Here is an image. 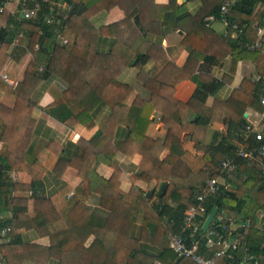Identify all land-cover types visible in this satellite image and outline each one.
Masks as SVG:
<instances>
[{
	"label": "trees",
	"instance_id": "1",
	"mask_svg": "<svg viewBox=\"0 0 264 264\" xmlns=\"http://www.w3.org/2000/svg\"><path fill=\"white\" fill-rule=\"evenodd\" d=\"M53 1L52 4L44 3L35 19H23L20 11L16 14V17H21L34 27L29 35L33 39L37 37L35 41L40 44L39 50L44 53V60L32 61L28 70L33 66H42L40 75L47 79L52 71L58 69L60 59L62 60L60 76L68 85L64 91L54 88L52 92L55 100L46 108V112L68 126L78 123L93 124L96 114L104 105L110 106L111 114L104 120L94 139L71 144L69 149L73 147L74 151L63 148L60 161L76 167L82 176V183L70 197L67 196L68 187L63 188L54 198L44 196V171L34 151L22 152V160L16 162L18 169L27 174L25 183L16 184L9 175L13 163L8 152L15 139H0L3 142V149L0 150V197L3 203L0 204V209L13 211L10 219L0 217V236L5 227L11 228L6 237L14 238V243L21 242L22 231L30 227L44 235L54 233L60 244H68L67 252H64L68 264H75L78 254L75 245L85 244L90 234H93L94 241L90 247L93 251L90 249L81 253V263L96 257L98 264H121L122 260H130L136 256L134 249L129 252V248L125 246L128 243L125 231L130 225L141 223L148 232L159 237L160 233L168 232V225L164 226L167 218L172 232H180L186 210L195 204L196 195L206 181L219 177L221 162L231 157L241 146L249 148L256 144L252 138H245L248 123L245 113L249 106L262 109L260 100L264 94V56H260L264 51V44L260 48L251 47L258 39V28H264V0H234L226 16L228 30L234 34L226 39L233 69L239 60L256 61L260 58L256 63L260 78L257 81L244 79L227 101L215 100L211 106L207 105L208 98L226 84L227 78L219 79L206 71L196 73V69L200 63H217V56L215 53H204L194 48L186 64L177 67L170 59L168 50L162 45L147 41L143 37L144 27L149 24L148 20L145 22L149 14L145 12V6L153 0H145V5L134 0ZM224 2L223 0L215 5L212 11L218 19L221 18L219 11ZM58 4L64 7L58 8ZM115 7H120L130 18L135 16L141 27L129 26L113 33L109 26L100 21ZM0 16L7 19L14 17L8 11L0 13ZM48 16L54 19L53 24L46 23ZM233 24H238L239 29L234 30ZM108 37L113 42L111 49L105 52L99 46ZM62 40L67 42L62 43ZM11 42L12 38L0 36V62L2 58L3 64L6 61L4 52L8 51ZM151 62L153 67L146 72L145 80L121 79L126 70L136 68L134 75L137 76L138 71L144 70V66ZM183 80H192L197 84L195 92L187 102L175 97L176 86ZM0 86L5 91V97L0 102V129L8 126L5 119L10 118L21 121L19 126H14L17 129L30 128L32 106L28 94L32 89L19 85V89L12 90L1 77ZM135 89L138 95L133 104L128 106L126 100ZM154 114L159 115V120L167 128L163 138H153L148 134L154 122ZM219 120L225 122L227 135L216 144H210L203 149L202 156L193 155L175 144L176 138L184 133H194L197 127H201L202 139L208 126ZM122 135L124 138H121ZM113 136L116 138L114 147L110 150L103 149ZM97 139H100V145L92 148ZM200 143L203 144L202 141ZM165 148L171 153L165 161H160V153ZM117 151L143 155L141 171L134 175L135 179L150 181L158 177L165 182L159 202L151 205L141 190L123 193L117 187L122 199L132 204V214L128 221L118 219L112 214L108 217L96 216L89 213L86 207V201L92 193L102 192L113 181L99 176L93 164L103 161L114 166ZM240 162L234 174L227 177V185L222 187V191L209 198L207 212L201 220L203 222L216 206L219 207L218 216L223 215L227 221L232 219L240 225L251 220L250 226H240L236 232L242 235L243 244L250 246L260 257L261 264H264V230L260 226V216L264 215V171L242 160ZM238 173L242 174V181L235 177ZM15 188L31 191L32 202L27 197L12 195ZM29 202L33 203L35 210L29 207ZM30 209L33 210L29 211ZM40 216L44 217L41 219ZM48 216H54L55 222L49 224L51 220ZM60 225L65 233L58 237ZM47 227H50V232ZM190 233L191 229L185 235ZM197 233L198 236L202 235L201 231ZM154 238L152 236L151 239ZM151 239L148 237V240ZM3 246L1 243V253ZM202 247L204 248V244ZM212 252L209 249L207 254ZM139 253L138 250V256ZM162 256H171V260H175L177 264L185 261L168 247L164 249ZM237 263L236 259L218 261V264ZM6 264L13 262L8 259Z\"/></svg>",
	"mask_w": 264,
	"mask_h": 264
},
{
	"label": "crops",
	"instance_id": "2",
	"mask_svg": "<svg viewBox=\"0 0 264 264\" xmlns=\"http://www.w3.org/2000/svg\"><path fill=\"white\" fill-rule=\"evenodd\" d=\"M222 1L223 0H153L151 3L147 2L145 6V12H149L145 22L148 20L149 24L147 27H144L143 37L147 41L162 45L164 49L168 50L170 59L177 67H183L186 64L194 48L204 53H215L217 57H221H216L215 60L217 63L213 65H201L200 63L196 69V73L206 71V73L208 72L219 79L227 78L226 84L214 96L212 95L208 98V106L213 105L215 100L218 102L227 101L233 91L240 87L244 79L257 81L260 76L256 68V63L264 56L263 51L260 58L256 61L248 59L239 60L233 69V60L232 56L228 54V42L226 39L232 37L234 34L228 30L227 24L222 20H207L209 16L213 15L212 11L215 5ZM134 2L145 5V0H134ZM18 3V0H12L7 10L8 13L15 18L7 19V17L4 18L0 16V36L7 39L12 38V42L10 46H8V51L4 52L6 58L4 64L1 63V58L0 77L12 90L19 89V85H25V87L32 89V92L30 91L28 94L32 110L30 128L24 130L17 129V127L14 126H19L21 121L17 118H10L5 119L8 126L0 129V139L2 137L15 139L8 151L11 163H13L9 175L16 184L21 182L25 183L27 174H23V172L18 169L16 162L22 160L21 154L24 152L34 151L44 171V196L54 198L63 188L68 187L69 192L67 196L70 197L82 183V176L76 167L65 165L60 161V158L63 156V148L69 149L71 144H79L81 141H90L94 139L96 134L100 132L104 120L111 114V108L108 105H104L96 114L93 124L84 125L78 123L75 126H68L56 120L46 112V108L55 100V96L52 92L54 88L59 91H64L68 85L60 76L62 60L60 59L61 63L59 62L60 65L58 64V71H52L47 79L40 75L42 66L39 68H37V66L34 68L33 66L31 70H28V66L32 61L37 59L44 60V53L39 50L40 44L35 41L37 37L33 39L29 35L34 31V27L29 25L25 20H22L21 17H16ZM57 7H64V5L58 4ZM136 21L138 22L135 16L130 18L120 7H115L107 12L100 22L109 26L111 31L115 33L129 26L138 25L137 27L140 28V23ZM112 42L113 40L111 37H108V39L99 46L100 50L105 52L109 51L112 47ZM55 45L56 41L54 40V46ZM152 67L153 62L146 64L144 66L145 69L138 71L137 76L134 75L137 69L134 67L130 68L122 74L121 79L123 81L134 80V78L145 80L147 76L146 72ZM33 69H35L34 72ZM36 69H38V72ZM196 88L197 84L194 81L183 80L176 86L175 97L180 101L187 102L192 97ZM21 91L23 93V89H21ZM137 95L138 91L135 89L127 98L126 104L131 106ZM263 96L264 94L262 97ZM3 97H5V91L3 87L0 86V102L3 100ZM262 109L257 110L249 106L245 113V115L247 114L245 118L248 121L255 117L256 113L261 112ZM152 120L154 122L149 128L148 134L153 138H163L166 135L167 128L159 120L158 114H154ZM201 133V127H197L194 133H184L183 136L176 138L175 144L193 155L202 156L204 154L203 149L210 144H216L227 135V127L225 122L219 120L208 126L202 135V139L200 138ZM123 135L121 138H124ZM115 139L114 136L112 139L109 138L103 149L110 150L111 147L113 148ZM200 141H202L203 144H201ZM99 142L100 139H97L92 148L97 147V145L99 146ZM257 145L256 143L251 147H257ZM1 149H3V142L0 140V150ZM69 151H74L73 147L69 149ZM170 153L171 151L165 148L160 153L159 160L165 161ZM142 159L143 155L141 153L125 154L117 151L114 158V166L103 161L94 163L93 167L96 169L99 176L106 180L112 179L113 181L112 184H110L111 186L104 187L102 192H94L90 195L86 201L88 212L102 217H108L112 214L118 219L128 221L132 214V204L122 199L117 187L123 193L142 191L145 199L150 202L149 205L157 204L159 202V196L161 195L159 194L160 187L164 185L165 182L158 177L150 181L141 178L135 179L134 175H138L141 171L140 165ZM235 177L242 181L243 176L241 173H238ZM150 190H155V192L150 197H147V193ZM12 195L27 197L29 201L32 202L30 200L31 191L15 188L12 191ZM2 201L3 199L0 197V204L3 203ZM30 202L29 207L33 208V203L31 204ZM0 217L10 219L13 217V211L11 209H0ZM43 217L44 216H40L41 219ZM53 217L54 216H48V219L51 220L49 224L55 222ZM165 225H168L166 226L168 232L160 233L159 237L148 232V229L142 227L141 223L130 225L128 230L125 231V238L128 240L125 246L129 248V252L134 249L136 251V256L134 255L135 257L130 260H122L121 264H177L175 260H171V256H162L166 247L171 249L170 234L172 233V229L167 218L164 220V226ZM231 227L236 228V225H231ZM47 228H49L48 232H50V227ZM206 232L203 231V233ZM64 233V228H61L60 225L57 233L58 237ZM152 236L155 238L151 239ZM148 237L151 241L148 240ZM93 241L94 235L90 234L85 244L79 243L75 245V251L78 253L76 254L75 264H80L82 262L81 253L87 252L90 249L93 251V249L90 248L93 245ZM14 242V238L5 239L2 242L4 244L2 255L4 254L3 256L7 257V259L4 257L6 263H8L9 259L13 264H68L66 254L64 253L68 244H65V242L62 243L63 245L60 244L59 238H57L54 233L51 235H44L34 227H30L22 231L21 242ZM138 250L140 251L139 256ZM208 250L209 249H204V254L209 258L212 256L211 254L213 252L208 255ZM225 260L227 261L229 259ZM84 264H98V259L95 257L94 259H90V261H86ZM180 264L193 263L185 260Z\"/></svg>",
	"mask_w": 264,
	"mask_h": 264
},
{
	"label": "built area",
	"instance_id": "3",
	"mask_svg": "<svg viewBox=\"0 0 264 264\" xmlns=\"http://www.w3.org/2000/svg\"><path fill=\"white\" fill-rule=\"evenodd\" d=\"M12 0H0V13L8 10ZM18 11L21 12L23 19L31 20L38 17L43 8V4H52L53 0H18ZM234 0H227L220 8L222 20L227 24L226 16L229 13ZM20 7V10H19ZM218 19L214 14L207 20ZM47 24H53L54 19L51 16L46 17ZM233 29H239L238 24H233ZM236 36V34H235ZM62 40V43H66ZM264 44V28H258V39L251 47L260 48ZM6 78V77H5ZM7 80V78H6ZM263 107L261 112L249 119L246 125V140L252 138L258 145L257 147L244 148L241 146L234 151L231 157H227L221 162L219 167V177L209 178L196 195V202L186 210L183 224L180 232L170 234V248L182 259L190 261L193 264H218L219 260L236 259L237 264H261L259 257L252 251L251 247L243 244L242 235L236 230L242 227L250 226L251 220L244 221L240 225L231 219L227 221L223 215L217 216L206 233H203L202 222L204 214L207 212V201L212 196L218 195L222 187L227 185V177L234 174L240 160L246 162L254 168L264 170V96L260 100ZM260 226L264 230V215L260 216ZM202 222L201 226L200 223ZM228 224H227V223ZM236 225L232 228L231 225ZM191 229V233L186 236L185 233ZM11 231L10 227H5L0 236V244L7 239L6 235ZM201 231V236H198ZM204 244V248L202 247ZM204 249H213L211 257H206ZM0 264H6V260L0 250Z\"/></svg>",
	"mask_w": 264,
	"mask_h": 264
},
{
	"label": "water",
	"instance_id": "4",
	"mask_svg": "<svg viewBox=\"0 0 264 264\" xmlns=\"http://www.w3.org/2000/svg\"><path fill=\"white\" fill-rule=\"evenodd\" d=\"M245 116H247V114H246ZM163 186H164V185H161L160 190H159V194H161L162 189H163ZM154 192H155V190H150V191L147 193V197H150L152 194H154ZM218 212H219V207L216 206V207H214V208L212 209V211L209 213V215L207 216V218H206V220H205V222H204V224H203V228H202V230H203L204 232H206V231L208 230V228L211 226V224L213 223L214 219L216 218Z\"/></svg>",
	"mask_w": 264,
	"mask_h": 264
}]
</instances>
